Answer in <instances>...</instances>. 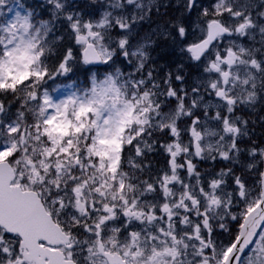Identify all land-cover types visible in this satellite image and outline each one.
<instances>
[{
  "label": "snow or ice",
  "instance_id": "snow-or-ice-1",
  "mask_svg": "<svg viewBox=\"0 0 264 264\" xmlns=\"http://www.w3.org/2000/svg\"><path fill=\"white\" fill-rule=\"evenodd\" d=\"M92 6L86 19L74 0H43V19L0 0V264H264V147L241 149L248 121L237 115L264 100V0H183L143 34L156 0ZM58 24L80 54L68 47L53 64ZM154 37L179 48L175 74L148 66ZM70 62L92 75L55 99ZM185 63L197 72L190 86ZM157 145L167 167L153 175L144 158ZM242 151L252 184L194 163H241Z\"/></svg>",
  "mask_w": 264,
  "mask_h": 264
},
{
  "label": "rangeland",
  "instance_id": "rangeland-1",
  "mask_svg": "<svg viewBox=\"0 0 264 264\" xmlns=\"http://www.w3.org/2000/svg\"><path fill=\"white\" fill-rule=\"evenodd\" d=\"M27 1L28 0H25V2H27ZM36 1H38V3H40V4H43V0H36ZM156 3L157 4L160 3L161 5H169L170 4L171 7H172L171 10H173L172 12H175V10H176L175 4H181L182 5L183 0H156ZM199 3L203 4L205 6H209V5H211L213 3V0H199ZM257 3H259V0H257ZM178 11H179V9H178ZM176 16H177V14L175 13L174 17H176ZM169 17H173V16H168V17L158 16L157 19L152 17L153 18L152 19V23L151 24L144 23L142 25V27L140 28V31L141 32L142 31L143 32L151 31V30L155 29L158 24H162ZM186 26H187L188 32H189L188 39L191 40L193 38L192 37V33L195 31V28H196V13L195 12L192 13L190 19L186 20ZM65 37H66V33H63V38H65ZM114 38L118 39L117 34H116V36ZM162 39H165V38H162ZM72 44H73V47H71V48L73 49L74 55L75 56H79V54H80L79 53V46L75 44L74 39H72ZM165 50H167L169 52V54H170V58H171L170 62H174L176 64L174 66V72H173L175 74L177 65L181 63V57H180V53H179V48L172 43L170 38H168V48H166ZM70 63H73V68L76 66V64L74 62H70ZM82 67H85V66H82ZM103 67L105 68L106 66H103ZM120 67H121V70L123 72H125V74H127L129 71L132 70L130 65L127 64V62L122 61V58H121V61H120ZM183 71H184V74H185V77H186V82L190 86L192 84L193 80L195 79V77L197 75V72H196L195 69H193L187 63H185V67H184ZM91 75H92V72H90L89 75L87 76V81H88V78ZM69 77H70L69 74L67 76L58 77V79H57V81L55 83V86H58V90L55 93H51L55 99L63 98V95L69 91V89H67L65 87V85L73 83L72 82L73 80H70ZM176 84H177V86H180L179 82H176ZM72 90H74V89H72ZM50 92H51V88H50ZM4 102L6 104H8L10 101L9 100H5ZM12 104L15 105V106H12V111L14 112L15 109L18 107V104H16V103H12ZM237 115L242 116L245 120L248 121V126L247 127H248L249 136L245 137L241 141L240 147L243 146V145H247L248 147H250L249 146L250 145V140H251L250 137H253L255 135L258 136L259 140L264 139V100L259 101L255 105L254 108H246V109H243L242 111H238ZM160 139H161V142H163L162 138H160ZM157 146L159 147V145H157ZM257 147H263V146H257ZM241 149H243V148L241 147ZM163 153H164V151H163ZM148 154L151 155L152 152L148 153ZM147 155H146V157H147ZM144 159H145V163L147 164V162L149 161L150 158L149 159L148 158H144ZM249 159L250 158L248 157L247 152L246 151H242V153L240 154V157H239V160L241 161V163H235L234 164V163H232L230 161H224V160H221L219 158H217V160H215V161H211V160H194V163H196L197 170L200 171L201 173L215 174V173L212 172V165H216L217 164V166L220 167L219 163L224 162L223 164L225 166L237 165V167H236L237 170L241 171V170H246L242 165L246 164ZM220 160H221V162H220ZM217 161H219V163ZM207 164H210L209 168H205L207 166ZM226 179L228 181L227 190L230 191L234 187V184H232L231 177H228ZM214 235H215V237H216V239L218 241H220V240L226 241L227 239H229L228 238V234L226 232H222L219 228H216Z\"/></svg>",
  "mask_w": 264,
  "mask_h": 264
},
{
  "label": "trees",
  "instance_id": "trees-1",
  "mask_svg": "<svg viewBox=\"0 0 264 264\" xmlns=\"http://www.w3.org/2000/svg\"><path fill=\"white\" fill-rule=\"evenodd\" d=\"M75 5L79 8H81L85 12V18H88L87 13L95 11L97 6H92L91 8L86 7L90 3V0H77L74 2ZM24 4L26 6H30L31 8L35 9L36 13L38 14V18H43V19H48V13L44 11V9L41 7L42 4L36 2V0H28L27 2L24 1ZM159 5V14L153 11L152 17L157 19L158 16H163V17H168V16H175V13L180 15V12L178 9L181 7V4H175L176 10L175 12H172L173 10L171 5ZM96 15H98V11L96 12ZM152 18V19H153ZM188 20V19H187ZM59 31H57L56 35L61 36L62 39H60L57 44H56V55L51 57L50 62L55 64L62 56L64 52H66L68 47H73L72 44V39L68 35V33L64 30V27L62 25L58 24ZM63 33H66V37L63 38ZM141 33H144L143 31ZM116 36V33H113V37ZM115 39V38H114ZM156 39V43L153 45V50L151 52V60L148 62V66L154 69V74L158 77H164L165 74L169 71L174 72V66L176 65L174 62H170V54L166 48H168V39H162L158 37H154ZM78 57V56H77ZM121 61V60H120ZM120 61H118V66L120 67ZM122 63V62H121ZM76 66L73 68V71L69 73L70 80H73L72 82L76 84L79 87H84L87 84V76L89 75L90 71L86 67H82V64L75 63ZM123 64V63H122ZM123 66V65H122ZM124 67V66H123ZM104 67L100 68L101 74L103 73ZM174 74V73H173ZM56 83V82H55ZM176 83V82H175ZM53 85L50 83L49 89ZM12 106H15L12 104ZM159 138V134H157ZM250 147L252 146H264V139L259 140L258 136L255 135L253 137H250ZM163 140V139H162ZM243 143V142H242ZM243 149L248 148L247 145L241 146ZM156 152V153H155ZM145 158H150L147 164L151 165L150 171L154 175L158 173L161 169H164L167 167V156L166 154L163 153V149H159L157 146V150L152 152V154H148L147 157ZM219 163V161H217ZM221 162V160H220ZM222 163H219L220 167L216 165H212V172L217 173L221 169L227 170V168L232 167L237 175L243 174V178L248 181L249 184H252L253 180L255 179L254 176L249 174L246 170H237V165H228L225 166ZM226 163V162H225ZM210 164H207L205 168H209ZM211 169V168H210ZM262 170V167H261ZM149 171L146 170L144 173L145 178L148 177ZM228 227L231 228L233 231H235L234 223L229 221L228 222ZM229 238V237H228ZM221 239V238H220ZM219 239V240H220Z\"/></svg>",
  "mask_w": 264,
  "mask_h": 264
},
{
  "label": "water",
  "instance_id": "water-1",
  "mask_svg": "<svg viewBox=\"0 0 264 264\" xmlns=\"http://www.w3.org/2000/svg\"><path fill=\"white\" fill-rule=\"evenodd\" d=\"M75 1V0H74ZM100 65H98V66H95V67H99ZM262 170H264V166H262Z\"/></svg>",
  "mask_w": 264,
  "mask_h": 264
},
{
  "label": "bare ground",
  "instance_id": "bare-ground-1",
  "mask_svg": "<svg viewBox=\"0 0 264 264\" xmlns=\"http://www.w3.org/2000/svg\"><path fill=\"white\" fill-rule=\"evenodd\" d=\"M208 172V171H207Z\"/></svg>",
  "mask_w": 264,
  "mask_h": 264
}]
</instances>
